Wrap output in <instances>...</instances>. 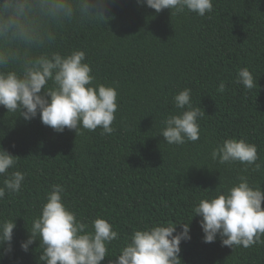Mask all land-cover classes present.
<instances>
[{"label": "trees", "instance_id": "obj_1", "mask_svg": "<svg viewBox=\"0 0 264 264\" xmlns=\"http://www.w3.org/2000/svg\"><path fill=\"white\" fill-rule=\"evenodd\" d=\"M111 14L107 24L66 26L53 50H83L93 83L115 87L112 135L99 128L56 133L39 117L14 121L0 107V147L19 157L17 170L26 174L21 191L0 201V217H16L14 251L0 264H36V245L24 253L19 242L53 184L63 186V200L79 218L101 216L112 224L120 236L116 248L146 224L188 222L205 189L240 174V165L210 159L216 143L246 138L264 163V0H213L203 17L115 0ZM241 67L257 77L256 88L235 83ZM221 80L224 93L217 91ZM183 88L205 112L200 139L168 145L159 136L161 121L176 111L172 98ZM252 179L264 183V175ZM199 220L192 218L191 240L180 245L182 264H264V245L232 251L219 239L203 243Z\"/></svg>", "mask_w": 264, "mask_h": 264}, {"label": "clouds", "instance_id": "obj_2", "mask_svg": "<svg viewBox=\"0 0 264 264\" xmlns=\"http://www.w3.org/2000/svg\"><path fill=\"white\" fill-rule=\"evenodd\" d=\"M115 0H0V107L17 119L40 122L56 133L65 129L77 134L101 129L112 135L116 120L115 87L96 83L85 62V52L65 53L54 46L62 30L71 24H107ZM160 13L186 12L203 17L213 11V0H136ZM235 83L245 90L257 87L248 67L236 73ZM226 91L224 81L217 86ZM176 111L162 121L159 136L168 145H184L200 139L199 120L205 115L192 104L191 89L183 88L172 98ZM3 133H0L2 138ZM219 165H240L241 171L228 183H219L202 196L184 221H158L134 229L120 240L112 224L101 216L83 219L63 200L64 188L53 184L39 206L38 214L25 227L22 252L30 246L37 253L36 264H182V242L191 240L190 222L194 216L202 231V242L220 240L233 250L264 245V189L252 179L264 175L257 146L246 138L228 137L216 143L209 153ZM19 157L0 147V201L6 194L21 191L26 174L17 170ZM195 166V165H189ZM197 167V166H196ZM202 167V166H201ZM199 168V167H198ZM219 179V178H218ZM16 217H0V260L14 251Z\"/></svg>", "mask_w": 264, "mask_h": 264}]
</instances>
